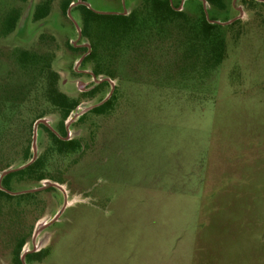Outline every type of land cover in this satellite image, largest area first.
I'll use <instances>...</instances> for the list:
<instances>
[{
    "label": "rangeland",
    "instance_id": "1",
    "mask_svg": "<svg viewBox=\"0 0 264 264\" xmlns=\"http://www.w3.org/2000/svg\"><path fill=\"white\" fill-rule=\"evenodd\" d=\"M67 1L77 0H0V174L32 158L40 118L74 142L60 149L37 126L46 178L13 177L5 189L56 182L65 194L0 195V264L32 251L34 231L61 210L27 264H264V1L169 0L180 14L159 15L151 0H79L133 14L115 36L75 6L69 17ZM43 3L48 14L36 20ZM202 15L222 25L220 51L202 41ZM85 44L93 55L79 63ZM47 67L79 101L63 120L45 96ZM94 71L114 83L110 100L71 120L111 90L107 81L82 93Z\"/></svg>",
    "mask_w": 264,
    "mask_h": 264
},
{
    "label": "trees",
    "instance_id": "2",
    "mask_svg": "<svg viewBox=\"0 0 264 264\" xmlns=\"http://www.w3.org/2000/svg\"><path fill=\"white\" fill-rule=\"evenodd\" d=\"M152 1V8L154 12H157L156 14L159 13L162 10H166L170 15H178L180 14V10L173 9L170 5L169 0H151ZM254 1V0H252ZM71 1H67L63 4V9L67 10L68 6L70 5ZM211 3H216L220 7L224 8V4L222 0H211ZM76 10H81L85 15H86V21L87 19H99L108 22L109 24V33L112 36H115L118 33L125 32L127 27H130L131 24L133 23V14H100L92 11L88 7H86L83 4H78L75 7ZM48 14V8L47 6L43 3L37 6L36 10L33 13L34 19L38 20L41 18H44ZM155 14V13H154ZM16 17L15 16H9L7 20V27L6 30L10 31L13 29V26L15 24ZM222 25L218 23H211L209 22L204 15H202V23L200 26V31H201V37L202 41L206 42V44L211 47L213 51H220L221 48V43L217 40V34L215 32L216 29L221 28ZM85 32V28H83L82 33ZM74 49V47L72 46ZM93 55V53H89L88 56L85 57V60L90 58ZM22 57L24 60H29L33 59L34 56H28L26 53H22ZM45 70V69H43ZM46 74V91H45V96L47 101L57 109H59L62 120L65 119L79 104V101L76 99H73L71 97H68L66 94L58 91L56 87V82L58 79L57 73L54 71L50 70L48 67L45 71H43ZM97 72L94 71V75H96ZM94 90H92L89 93H84L86 96L93 93ZM110 99L105 101L103 104L98 105L93 107L91 110L94 112L98 113H103L105 108L104 106L109 102ZM62 121H61V127H62ZM46 130L50 132L52 137L54 138V141L57 143L58 147L60 149H71L74 148V142L72 140H64L61 137L55 135L53 132H51L47 127L42 125ZM63 129V127H62ZM39 175H38V174ZM37 174V177L39 180H42L46 178L43 173H41V170L39 169V160L36 159L34 162L31 164L27 165L26 167L22 169H18L15 171H12L5 175L2 178L1 184L4 188H9L10 187V181L13 177H22L25 175H34ZM50 188V187H48ZM52 188V187H51ZM0 195H5L7 197H12L13 195L0 190ZM39 255V252L33 253V254H28L26 256V260H33L35 258H38L37 256ZM15 264H22L21 259L18 254L15 256Z\"/></svg>",
    "mask_w": 264,
    "mask_h": 264
},
{
    "label": "water",
    "instance_id": "3",
    "mask_svg": "<svg viewBox=\"0 0 264 264\" xmlns=\"http://www.w3.org/2000/svg\"><path fill=\"white\" fill-rule=\"evenodd\" d=\"M260 1H264V0H260ZM203 3L205 4L206 1L203 0ZM78 4H82V1L77 0V1H75V2L70 3V5L68 6V8H67V10H66V11H67V15H68L69 17H71V8H72L73 6L78 5ZM177 9H180V7H178ZM109 14H110V13H109ZM112 14H123V15H126V14H127V10L124 9L121 13H112ZM209 22H211V23H215L216 21H211V20H209ZM225 23H230V21H227V22H225ZM74 24H75V26L79 29V32H78V38H79L80 35H81V30H80L79 24H78L75 20H74ZM75 45H77V44H76V43H73V46H75ZM85 46H87V48H88V49H87V52H86L84 55H82V56L80 57V59H79V63L83 60V58H84L86 55L89 54V52H90V50H91V46H90L89 44H85ZM79 63H78V64H79ZM94 80H95L96 83L102 82V81H104V80H105V81H109V82L111 83V90H110V92L107 94V96H106L101 102L97 103L96 105H91V106H89V107H86V108L82 109L80 112H77V113L71 118V120H73L75 117H78V116L82 115L83 113L87 112L88 110L92 109L93 107L103 104V103H104L106 100H108L109 97L111 96L112 91H113V89H114V83L112 82V80H111L110 78H108V77H105V78H97V77L94 76ZM78 86L80 87V89H83V83H82V82H79V83H78ZM39 124H43V125L47 126L51 131H53V132L56 133V131H55V130H54V129L48 124V122H47L44 118H40V119H38V120L35 121L34 126H33V136H32V147H33V155H32V158H31L27 163H25L24 165H21V166L16 167V168H8V169L2 171V173L0 174V190H3V191H5V192H7V193H9V194H11V195H15V194L22 193V192H34V191H38V190H43V189H46V188H48V187H57V188L61 189V190L63 191V193L65 194V191H64L62 185H60V184H58V183H56V182H48L47 184L42 185V186H40V187H38V188L26 189L25 191H22V192H11V191H8V190H6L5 188L2 187L1 181H2V178H3L5 175H7L8 173H10V172H12V171H15V170L22 169V168L26 167L27 165H29V164H31L32 162H34V160L36 159V155H37V154H36V144H35V143H36V135H37V126H38ZM66 128H67V130H68V124H66ZM65 139H67V137H66ZM65 197H66V196H65ZM66 203H67V200L65 201V204H66ZM61 212H62V210L59 211V212L55 215V217H54L53 219H51L49 222L43 223L42 225H40V227H39L38 229H36V230L34 231V234H33V249H32V251L36 250L35 239H36L37 234H38L42 229L46 228L47 226H49L50 224H52L55 220H57V218L59 217V215L61 214ZM27 252H28V251H25V252L21 255V262H22V264H26L24 258H25V254H26Z\"/></svg>",
    "mask_w": 264,
    "mask_h": 264
},
{
    "label": "flooded vegetation",
    "instance_id": "4",
    "mask_svg": "<svg viewBox=\"0 0 264 264\" xmlns=\"http://www.w3.org/2000/svg\"><path fill=\"white\" fill-rule=\"evenodd\" d=\"M83 60H84V58H83ZM82 60V61H83ZM81 61V62H82ZM93 77L95 76L94 74L92 75ZM96 77V76H95ZM104 83H107V81H102V82H99V83H96L95 85H94V87H93V89H90L89 91H84V88L83 89H81V91H82V93L84 94V93H89V92H91L92 90H94V89H96V88H98L99 87V85H101V84H104ZM110 92V91H109ZM76 109V108H75ZM74 109V110H75ZM91 110V109H90ZM89 111V110H88ZM41 125H43V124H41ZM45 126V125H44ZM45 127H47V126H45ZM48 128V127H47ZM49 129V128H48ZM50 130V129H49ZM51 131V130H50ZM51 132H53V131H51ZM66 132H67V128H66ZM55 135H57L58 136V134H57V132L55 133V132H53ZM65 140H67V139H65ZM33 249V248H32ZM35 251V250H34ZM36 252H38V251H36ZM36 252H33V251H28L26 254H25V258H24V260H25V263L27 264L28 262H30L31 260H26V256L28 255V254H33V253H36ZM20 259H21V257H20Z\"/></svg>",
    "mask_w": 264,
    "mask_h": 264
}]
</instances>
